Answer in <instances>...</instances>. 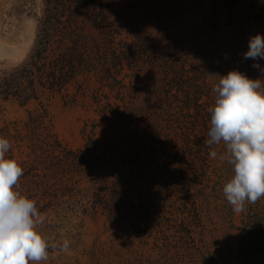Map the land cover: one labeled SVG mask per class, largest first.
Masks as SVG:
<instances>
[{
    "label": "rangeland",
    "instance_id": "374dc122",
    "mask_svg": "<svg viewBox=\"0 0 264 264\" xmlns=\"http://www.w3.org/2000/svg\"><path fill=\"white\" fill-rule=\"evenodd\" d=\"M59 3L47 7L45 0H0V47L9 52L0 57V77L29 64L41 27L56 32L50 39L49 58L56 47H69L70 34L75 32L79 35L76 43L90 56L88 63L98 59L93 48L98 45L110 62L109 49L124 53V69L116 72L117 66L113 75L98 71L83 76L80 81L86 80L89 92L75 104L48 96L26 106L12 100L1 102L0 129L7 126L13 135L17 130L20 137H29V113L45 112L58 140L77 150L92 136L93 128L94 140L101 144L133 121L141 143L151 154H139L149 173L146 182L137 187L128 181L130 166L122 165L104 172L114 185H120L115 189H82L90 182L75 183L69 175L22 176L17 191L35 200L46 218L38 230L52 242L70 241L68 252L50 248L49 259L41 264H264V198L235 214L222 191L232 176L231 166L210 159L205 144L210 127L208 109L216 98L212 91L218 83L216 75L238 70L257 79L260 74L253 63L264 68V59H242L249 38L264 35V1ZM174 43L179 54L172 61L167 53ZM76 91V87L70 88L72 94ZM71 100L72 95L66 99ZM104 108L121 116L109 115L114 121L108 126L99 114ZM107 129L106 139H102L101 132ZM128 140L136 142L135 138ZM17 145L13 142L18 157ZM27 145L20 149L25 153L18 162L26 159ZM223 150L221 144L217 151ZM130 189L136 204L141 189L155 205L140 226L131 221L113 223L100 212L81 206H87L85 199L92 193Z\"/></svg>",
    "mask_w": 264,
    "mask_h": 264
},
{
    "label": "trees",
    "instance_id": "16d2710c",
    "mask_svg": "<svg viewBox=\"0 0 264 264\" xmlns=\"http://www.w3.org/2000/svg\"><path fill=\"white\" fill-rule=\"evenodd\" d=\"M72 1L81 4V0ZM59 2L61 0H45V5L55 7L60 5ZM94 4L96 5V3ZM47 28L41 27L38 47L29 64L7 74L5 77H0V104L12 100L19 105L26 106L33 101L38 102L44 96L58 97L65 104H75L79 98L85 99L89 92L88 85L85 86L84 83L86 80L80 81L83 76L90 77L92 72L97 73L98 71L110 75L112 70H116L117 66L119 68L116 72L123 71L124 53L118 55L115 49H109L113 57L110 62L107 57L101 54L102 52L100 53L98 45L93 47L98 59H93L96 62L88 63L90 56L86 54L82 46L76 43L79 35L75 32H72L69 37L72 44L66 48L56 47L52 50V57L49 58L50 39L53 35H56V32L52 31L51 33ZM111 35L112 33L108 36ZM178 52L179 47L174 43L173 46L168 48L167 55L172 61H175ZM183 71L185 72L184 69ZM72 87L77 88L74 94L70 92ZM71 95L72 100L70 102L66 101ZM194 96L196 95L194 94ZM95 103L98 104L99 101H95ZM107 107L111 109L110 105H107ZM45 114V112L44 114L39 112L29 113L26 125L27 130L30 131L29 137H20L17 130L13 135L7 126L0 129V136H4L12 143V148L8 153L9 158L18 162L17 159L25 153L20 149L23 148L24 144H28L26 147L28 153L25 154L26 159L18 162L24 170L23 177L29 175L39 177L40 173L43 174V177L49 175L52 178H64V175H69V180L75 183L80 184L83 180L90 182V186L88 185L87 188L82 189H94L96 186H99V189H115L116 186L120 185H114L104 172L108 171L113 165H122V168L130 166L132 170V174L128 178L132 186L137 187L139 184L146 182V173H149V171L144 170V164L146 163L142 161L139 154L140 152L151 153L146 152L141 143L142 139L138 136L139 129L133 121H128L127 125H123L125 129L120 134L111 135L107 139L104 134L108 129L103 130L101 132L102 139L106 140H103L101 144L94 140L96 132L93 128L91 131L92 136L87 137L86 143L77 150H71L58 140L53 132L51 121L47 119ZM99 114L101 120L106 122L108 126L110 122L114 121L109 115L111 117L114 116L113 114L121 116L116 112L110 113L106 108ZM132 127L135 130H132ZM129 138H135L136 142L131 143L128 140ZM13 142L18 143L16 146L18 157L14 153ZM97 146L101 152H98ZM152 156L156 157L154 152ZM152 161H155V159H152ZM177 162H181V160L178 159ZM74 176H78V179L73 180ZM109 184L110 187H108ZM140 191L141 194L137 197L139 204L133 201L135 194L130 189V191L124 192L112 190L103 194L92 193L90 198L86 197L85 199L87 206L84 207L83 204L81 206L86 211L91 209L95 213L100 212L113 223L131 221L134 225L140 226L147 222L152 213V208L155 206L152 199L142 195L143 191L141 189Z\"/></svg>",
    "mask_w": 264,
    "mask_h": 264
},
{
    "label": "clouds",
    "instance_id": "9594fccd",
    "mask_svg": "<svg viewBox=\"0 0 264 264\" xmlns=\"http://www.w3.org/2000/svg\"><path fill=\"white\" fill-rule=\"evenodd\" d=\"M242 59H264V35L248 41ZM257 79L232 70L216 75L214 105L209 107L210 127L205 141L209 158L231 166L232 176L223 185V195L235 214L264 198V68ZM223 144L224 150L217 151ZM12 143L0 136V264H41L49 259V249L68 252L70 241L52 242L38 226L45 223L36 201L17 191L22 166L8 153Z\"/></svg>",
    "mask_w": 264,
    "mask_h": 264
},
{
    "label": "bare ground",
    "instance_id": "6f19581e",
    "mask_svg": "<svg viewBox=\"0 0 264 264\" xmlns=\"http://www.w3.org/2000/svg\"><path fill=\"white\" fill-rule=\"evenodd\" d=\"M6 54H9V52L8 53H5V51L2 50L1 47H0V57L5 56Z\"/></svg>",
    "mask_w": 264,
    "mask_h": 264
},
{
    "label": "water",
    "instance_id": "95a60500",
    "mask_svg": "<svg viewBox=\"0 0 264 264\" xmlns=\"http://www.w3.org/2000/svg\"><path fill=\"white\" fill-rule=\"evenodd\" d=\"M262 1H264V0H262Z\"/></svg>",
    "mask_w": 264,
    "mask_h": 264
}]
</instances>
